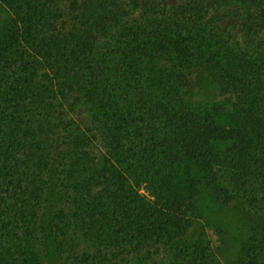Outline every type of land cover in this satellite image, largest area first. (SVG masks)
Returning a JSON list of instances; mask_svg holds the SVG:
<instances>
[{"label":"trees","instance_id":"trees-1","mask_svg":"<svg viewBox=\"0 0 264 264\" xmlns=\"http://www.w3.org/2000/svg\"><path fill=\"white\" fill-rule=\"evenodd\" d=\"M200 173L264 264V0H0V264H224Z\"/></svg>","mask_w":264,"mask_h":264},{"label":"rangeland","instance_id":"rangeland-1","mask_svg":"<svg viewBox=\"0 0 264 264\" xmlns=\"http://www.w3.org/2000/svg\"><path fill=\"white\" fill-rule=\"evenodd\" d=\"M197 73L198 77L193 83L191 94H189L190 99L194 101H206L209 98L214 101L223 100V96L219 94L217 82L202 71ZM200 175L206 184L202 173ZM204 183H200L196 199V206L207 213V216L199 218L200 223L206 224L204 230L212 246L214 248L222 247V251L217 250L220 261L224 264H232L239 257L242 244L250 235V229H247L246 222L238 211L224 207L221 201L216 199L212 189H209Z\"/></svg>","mask_w":264,"mask_h":264}]
</instances>
